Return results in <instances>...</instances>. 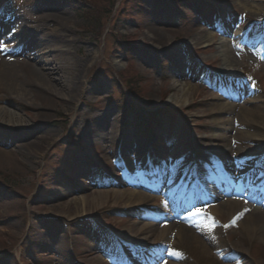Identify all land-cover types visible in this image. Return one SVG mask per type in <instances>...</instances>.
I'll return each instance as SVG.
<instances>
[{
  "label": "rangeland",
  "instance_id": "1",
  "mask_svg": "<svg viewBox=\"0 0 264 264\" xmlns=\"http://www.w3.org/2000/svg\"><path fill=\"white\" fill-rule=\"evenodd\" d=\"M223 1L0 0V23L10 25L7 32L20 35L32 29L34 36L44 38L61 25L73 41L69 61L82 65L73 99L67 71L62 84L52 80L53 87L48 85L57 98L47 102L40 100L41 88L25 76L15 81L29 93L0 79V151L12 160L5 164L0 155V264H124L118 251L126 246L134 253L128 261L133 264H264V238L240 227L243 215L216 216L211 207L218 201L212 198L180 203L178 212L165 203L163 193L141 187L150 182L149 175L170 174L186 185L192 174V180H212L219 191L229 175L239 177L237 187L243 184L242 172L257 166L243 186L249 193L264 178V127H247L234 116L239 109L254 107L247 104L251 99L264 114V46L259 51L257 43L252 56L244 53L248 42L259 41L254 34H263L264 14L237 0ZM217 6L225 16L216 21L211 12ZM167 13L171 19L164 26L178 32V38L162 50L146 39L144 27L158 26ZM193 17L200 31L186 38L184 29ZM204 34L213 45L207 52L197 44ZM221 39L226 42L220 44ZM226 46L238 55L233 64L224 59ZM7 47L1 42L0 62L25 61L45 72L43 60H32L35 52L31 60L5 56ZM199 66L236 81L216 94L204 88ZM250 69L252 82L242 83L241 76ZM227 103L234 106V115L217 113ZM3 109L16 116L5 117ZM224 123H229L230 138L211 140L222 136ZM217 159L220 169L206 177L195 169L205 160L216 168ZM182 160L188 162L179 164ZM158 162L157 172L142 173ZM172 164L180 167L170 171ZM96 166L122 184L110 189L119 194H100L107 190H97V180L89 182V169ZM134 189L152 200L148 208L139 206L130 213L127 206L136 200L127 193ZM224 199L245 200L242 194ZM161 209L192 219L189 228L184 226L200 240L179 234L177 227L167 228L171 223L160 218ZM146 224L168 232L161 239L159 232L139 234Z\"/></svg>",
  "mask_w": 264,
  "mask_h": 264
},
{
  "label": "bare ground",
  "instance_id": "2",
  "mask_svg": "<svg viewBox=\"0 0 264 264\" xmlns=\"http://www.w3.org/2000/svg\"><path fill=\"white\" fill-rule=\"evenodd\" d=\"M227 1L231 0H226L223 1L222 4H227ZM236 1V0H232ZM239 2H243L245 4V9H248L251 11V6H254L256 11H259L262 14H264V0H237ZM221 5L220 3H218ZM214 18L216 21L218 18H221L225 16L224 10L220 9V7H215L212 12ZM221 15V16H220ZM260 15V14H259ZM171 19L170 13L164 16V20L162 23H160L158 26L156 25H147L144 27L145 29V37L148 39L153 45L157 48L160 49H168L169 43L171 39L175 37V39L178 38V35H176L178 32L172 29L166 28L164 25L169 22ZM263 19V18H262ZM211 20V19H210ZM264 20V19H263ZM196 21H198V18L193 17L191 22H187V26H185L184 29V35L186 38H191L195 37L196 34L200 31V25H196ZM208 21V20H207ZM215 21V22H216ZM195 22V23H194ZM203 22H206L203 21ZM9 24H4L0 23V45L1 42L4 41V44L7 45L8 47L4 50V54L12 53L13 55L19 54L22 57L27 58L28 60H31V54L35 52L34 57L32 60H38L44 61L45 66L43 70L45 72H42L41 70L38 71V69L34 68L29 62H23L19 65L12 64L10 62H0V79L3 81L4 84L6 85H12L13 87H18L15 88L16 90H23L25 93L31 92L29 89L26 87H21L16 84V79H23L24 76L26 77L27 80H29L35 88L40 87L42 96L41 101L42 102H47L48 100H53L56 99V91H53L52 88L49 89L48 85H51L52 80H56L58 83L57 84H62L63 78L66 75V71L68 74L67 77V85L68 88L67 90L68 93H72V99L75 97V93L77 94L76 90L78 89V84L81 82V68L82 65L78 64L77 62L74 63L70 62V54L72 46H73V41L68 39V36L66 34V31L63 26L57 25L56 29L53 34L50 36H45L44 38L41 36H34L32 32V29L27 31H23V34H18L17 32L9 31L7 32L6 29L8 28ZM5 31V32H3ZM142 30L140 29L138 32L139 34L142 33ZM197 31V32H196ZM137 32V33H138ZM113 34L116 33L113 32ZM227 34H231V31L228 32ZM176 35V36H175ZM208 35V34H207ZM37 37V39H36ZM254 37L260 38L258 42H248L250 44V47H248L245 50V55L246 56H252L255 53V50L253 47L259 43V47L257 50L261 51L263 46H264V35L262 36L254 34ZM207 38L206 35H202L201 38L197 40V44H201L203 47L206 49H201L202 52H207L208 50H212V44L207 43ZM226 41L221 39L220 44H224ZM232 42V41H229ZM263 42V44H262ZM242 52V50H241ZM224 54L223 56L225 57V61L229 62L230 64H233L236 61V58L238 57L237 53L235 50H232L229 48V46L225 47V50L222 51ZM51 56V59L49 57ZM68 57V58H67ZM45 58V59H44ZM47 58V59H46ZM67 58V59H65ZM68 60V62H67ZM66 61V62H65ZM217 61V60H216ZM72 63V65H71ZM65 75V76H64ZM52 86V85H51ZM53 87V86H52ZM47 88V89H46ZM38 89V88H37ZM75 91H74V90ZM40 98V97H38ZM218 100V99H216ZM255 102L248 100L247 104H254V107L251 109H239L238 112H235L234 106L230 104H220V107L218 108V112H225L226 114L232 115L234 112V116L238 118H242L243 122L245 123V126L250 127V128H262L264 127V124L262 121H264V114H263V108L260 105H256ZM1 103V101H0ZM185 102L183 106H186ZM16 104V103H15ZM238 109V108H237ZM1 114L4 115L5 117L9 118H14L16 115L12 114L11 111H8L7 109L1 110ZM45 116V115H44ZM211 114L205 116V117H210ZM233 116V117H234ZM223 127V134L222 136L218 139L217 137H210L211 140H218V141H226V139L230 138L229 133L232 132L231 128L229 127V123H224L222 124ZM104 134V133H102ZM101 134V136H102ZM0 155L4 157V162L5 164H9L12 162L11 158L9 157L8 153H4L3 151H0ZM90 160V159H89ZM92 161V160H90ZM93 162V161H92ZM96 165V162H93ZM244 172H242L243 174ZM241 174V176H242ZM239 181V177L236 175H232L229 177L228 180H226L225 183H223L222 187L219 188V191L215 190L210 184L204 183L202 186L204 189L205 194L212 198V202H217L211 207V211L213 214L216 216L220 214H229V215H236L240 214L243 215V220L240 224V227L244 229L245 231L253 234H257L261 237L264 238V197L261 195L257 194H252L248 195L244 198L245 200L243 201H236V200H228L224 199V196H228L229 194H236L240 195V188L237 186V183ZM163 185L166 187V195H167V200H179L183 205H186L190 203L191 199L196 198L197 196H188V195H181V191L178 192L176 189L177 182L174 179L171 178H165L162 181ZM234 186H232L231 184ZM151 191H155V189H150ZM100 194H119V192H115L114 190H107V191H99ZM128 196H130L133 201L136 200L135 203H130L129 206H127L130 209V213L136 212V208L139 206L148 208L150 206V200H152L151 196H148L145 193H142L140 191L134 190L131 193H127ZM207 197H205L206 199ZM221 200V201H219ZM164 216L165 219L170 220V225L167 226L169 227H177L179 228V234L183 235H190V238H194L197 240H200L197 238L195 235H193L192 230L188 229L190 222L192 219H188L186 223H178L174 222L173 219H169L168 215L166 214V210L161 209L160 210ZM156 214V213H155ZM154 215V212L151 214ZM160 216V214H158ZM188 228H186L185 226ZM159 228L152 225V224H146L144 225L140 230L139 234H147L149 232H159ZM168 232V229H163L162 231L159 232L158 238L161 239L166 235ZM212 240H214L213 236H210ZM211 240V241H212ZM212 243V242H210ZM210 244H207L206 246H209Z\"/></svg>",
  "mask_w": 264,
  "mask_h": 264
},
{
  "label": "trees",
  "instance_id": "3",
  "mask_svg": "<svg viewBox=\"0 0 264 264\" xmlns=\"http://www.w3.org/2000/svg\"><path fill=\"white\" fill-rule=\"evenodd\" d=\"M85 2H86V1H85ZM134 7L137 8V7H139V6L137 5V3H135V4H134ZM91 10H92V12H96L95 9H94V10L91 9ZM103 10H106V11H104L105 13H108V12H109V11H107V9H103ZM118 17H119V16H118ZM112 34H113V32H112ZM112 34H110V36L112 37V39L115 40V38H114L115 35H114V34L112 35ZM135 93H136V91H135ZM135 96H136V95H135ZM129 109H131V111H133L134 108L131 106V107H129Z\"/></svg>",
  "mask_w": 264,
  "mask_h": 264
},
{
  "label": "snow or ice",
  "instance_id": "4",
  "mask_svg": "<svg viewBox=\"0 0 264 264\" xmlns=\"http://www.w3.org/2000/svg\"><path fill=\"white\" fill-rule=\"evenodd\" d=\"M215 222L213 221V224H214ZM171 255H177L176 253H170Z\"/></svg>",
  "mask_w": 264,
  "mask_h": 264
}]
</instances>
